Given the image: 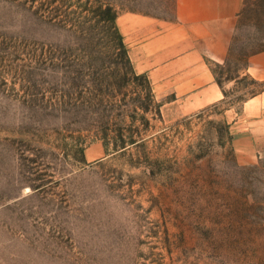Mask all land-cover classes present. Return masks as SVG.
I'll use <instances>...</instances> for the list:
<instances>
[{"label": "rangeland", "instance_id": "rangeland-1", "mask_svg": "<svg viewBox=\"0 0 264 264\" xmlns=\"http://www.w3.org/2000/svg\"><path fill=\"white\" fill-rule=\"evenodd\" d=\"M174 1L0 0V264H264V157L239 164L223 118L263 89L264 0L212 66L224 101L183 117L114 26Z\"/></svg>", "mask_w": 264, "mask_h": 264}, {"label": "crops", "instance_id": "crops-1", "mask_svg": "<svg viewBox=\"0 0 264 264\" xmlns=\"http://www.w3.org/2000/svg\"><path fill=\"white\" fill-rule=\"evenodd\" d=\"M247 0H175L173 18L117 15L114 26L132 71L145 77L153 98L173 117L220 104L226 98L212 66H223ZM242 76L264 82V49L248 56ZM230 145L242 165L264 157V88L240 111L225 109ZM98 148L85 155L93 159Z\"/></svg>", "mask_w": 264, "mask_h": 264}, {"label": "trees", "instance_id": "trees-1", "mask_svg": "<svg viewBox=\"0 0 264 264\" xmlns=\"http://www.w3.org/2000/svg\"><path fill=\"white\" fill-rule=\"evenodd\" d=\"M119 37H120V36H119ZM120 39H121V38H120ZM263 88H264V85H263ZM261 90H262V89H261ZM261 90H260V91H261ZM257 93H259V91H258V92H256V93H254L253 95H255V94H257ZM253 95H252V96H253Z\"/></svg>", "mask_w": 264, "mask_h": 264}]
</instances>
